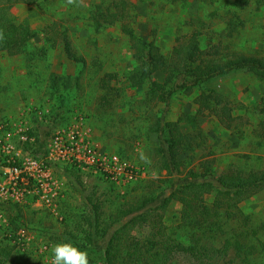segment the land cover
Segmentation results:
<instances>
[{
  "label": "rangeland",
  "instance_id": "1",
  "mask_svg": "<svg viewBox=\"0 0 264 264\" xmlns=\"http://www.w3.org/2000/svg\"><path fill=\"white\" fill-rule=\"evenodd\" d=\"M114 1L76 0L70 4L68 0H35L32 3L21 0L11 5L15 19L31 26L37 35L19 55L0 53V122L40 105L51 115L52 104L58 103L52 96L53 76L60 75L65 79L60 87L66 88L65 84L72 87L68 89L66 100L69 109L57 114V124L60 127L70 125L75 116L83 115L92 130L94 142L102 149L116 151L144 169L146 180L142 182L163 181L167 175L157 166L154 148L158 139L150 132V126L165 105L152 107L146 104L149 85L133 86L130 83L129 75L138 62L133 57L130 38L124 32V23L146 41H155L165 54L172 52L177 39H187L197 31L202 48L208 49L209 39H213L224 48L226 46L225 51L264 57V6L259 7L256 0L243 7L232 0H126L124 21L98 27L93 21L97 5L107 8ZM229 20L235 21L236 28L232 33ZM59 29L67 31L73 52L83 59L82 65L67 56ZM107 72L117 74V79L111 83L117 89L114 94L104 93L100 88L101 79ZM154 78L163 81L165 76L157 72ZM104 94L107 102L111 99L113 102L104 100L103 103ZM224 99L230 102L236 117L231 129L219 122L216 112ZM263 108L264 82L247 71L197 87L190 93H176L167 120L180 142L181 174L200 171L205 161L212 162L216 173L264 168V133L260 124L264 121ZM53 109L57 113L56 108ZM197 133L195 142L189 144L186 134ZM56 174L63 182L57 208L60 216L48 207L28 205L11 210L0 206L10 223V226L0 228V246L14 245L7 238L8 232L18 236L23 231L30 237L24 248L14 250L6 264L22 260H29L30 264H37V261L49 264L53 245L67 240L88 252L89 264H104L100 254L85 242V235L77 228L90 213L87 199H100L102 220H109L113 213L144 191L139 182L118 187L66 169ZM211 199L209 197L208 201ZM242 214L240 220L229 223V230L242 226L244 216L249 217L248 228L264 224V190L243 202ZM11 217H15L17 229L14 225L11 228ZM165 222L171 234L184 243L189 242V230L181 225L180 203L167 204ZM261 237L264 238V234ZM223 241V237L212 240L217 246ZM235 263L243 264L238 260ZM173 264L196 263L179 255ZM219 264L230 262L226 259ZM250 264H264V251L260 249Z\"/></svg>",
  "mask_w": 264,
  "mask_h": 264
},
{
  "label": "trees",
  "instance_id": "2",
  "mask_svg": "<svg viewBox=\"0 0 264 264\" xmlns=\"http://www.w3.org/2000/svg\"><path fill=\"white\" fill-rule=\"evenodd\" d=\"M19 1L21 0H0V32H3L0 53L6 51L12 56L26 51L28 43L37 35L31 26L18 22L11 14V5ZM23 1L32 3L35 0ZM232 1L235 5L243 7L250 5L253 0ZM256 1L259 7L264 6V0ZM127 4L126 0H115L107 8L97 5L93 15L94 23L103 27L124 21ZM228 23L232 33V29L236 28L235 21L229 20ZM56 26L57 23L53 27L55 33ZM124 32L130 38L133 57L138 62L137 68L129 75L130 83L133 86L144 83L149 85L145 97L146 104L152 107L162 103L165 105L161 115H158L150 126V132L158 139V145L154 148L157 166L159 171L166 172L167 177L163 181L158 179L142 182L146 178L136 181L135 183L143 184V193L113 213L109 220H102L100 199L88 198L86 202L90 213L85 215L83 225L77 228L85 235V242L100 254L104 264H173L179 255L196 264H219L226 259L230 264L237 260L250 264L251 258L260 249L264 251V238L261 237L264 234V224L248 228L249 217L244 216L242 226L230 230L228 226L230 222L240 220L243 215V202L264 190V168L250 171L231 169L216 173L212 162L205 161L200 171L190 170L183 176L179 162L180 142L167 116L172 98L178 92L190 93L197 87L239 71L250 72L264 82V57L225 51L227 47L224 48L213 39H209L208 49L202 48L197 31L187 39H177L172 52L165 54L155 41H146L125 23ZM59 34L65 42L67 56L79 66L82 65L83 59L73 52L67 31L59 29ZM157 72L164 74L163 81L154 78ZM116 79L117 74L114 72L105 74L100 82L104 93L116 92V87L111 84ZM64 80L60 75L53 76L52 96L58 101L52 104L57 112L52 108L50 118L54 121H57V114H61L65 108L69 109L66 100L69 96L68 89L72 86L65 84L66 88L60 87L61 81ZM101 100L103 103L104 100L107 102L105 94ZM109 102H113V99L107 103ZM230 105V102L224 99L223 105L216 109L219 122L227 129L233 128L236 120ZM34 121L36 123L32 133L37 134L38 139L33 152L38 155L44 150L53 127L43 126L37 118H34ZM194 124L196 125V122ZM260 124L264 133V121ZM197 136L198 133L186 134L185 137L189 144H192ZM57 168L58 171L66 169L73 174L80 173L70 167ZM209 197L212 199L208 201ZM173 201L181 204V225L189 230L188 243L171 234L165 222L167 204ZM0 206L11 210L23 207L12 203H0ZM11 210L8 212H12ZM14 218L11 217V228L15 224ZM13 227L17 229V225ZM8 234L7 238L14 242V245L0 246V264H6L17 247L22 249L25 246L18 241L14 232ZM222 237L224 241L221 246L212 242ZM14 264L30 263L29 260H22Z\"/></svg>",
  "mask_w": 264,
  "mask_h": 264
},
{
  "label": "built area",
  "instance_id": "3",
  "mask_svg": "<svg viewBox=\"0 0 264 264\" xmlns=\"http://www.w3.org/2000/svg\"><path fill=\"white\" fill-rule=\"evenodd\" d=\"M29 107L20 116L0 122V203L50 208L58 216L63 182L57 167H70L96 177L100 182L127 187L146 178L144 169L132 164L116 151L102 149L94 142L92 130L83 115L75 116L70 125L59 126L49 110ZM34 118L51 129L44 150L34 154L37 134H33ZM63 170H60L62 172ZM9 220L0 209V228ZM18 241L25 245L30 237L21 231Z\"/></svg>",
  "mask_w": 264,
  "mask_h": 264
},
{
  "label": "clouds",
  "instance_id": "4",
  "mask_svg": "<svg viewBox=\"0 0 264 264\" xmlns=\"http://www.w3.org/2000/svg\"><path fill=\"white\" fill-rule=\"evenodd\" d=\"M68 3H76V0H68ZM0 39H3V32H0ZM50 264H89V254L71 240L62 241L53 245Z\"/></svg>",
  "mask_w": 264,
  "mask_h": 264
}]
</instances>
